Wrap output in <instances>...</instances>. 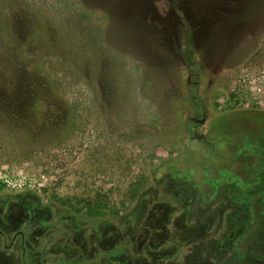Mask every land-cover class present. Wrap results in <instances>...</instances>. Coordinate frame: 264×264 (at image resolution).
Returning a JSON list of instances; mask_svg holds the SVG:
<instances>
[{"label": "rangeland", "instance_id": "obj_1", "mask_svg": "<svg viewBox=\"0 0 264 264\" xmlns=\"http://www.w3.org/2000/svg\"><path fill=\"white\" fill-rule=\"evenodd\" d=\"M252 111L264 0H0V264H264Z\"/></svg>", "mask_w": 264, "mask_h": 264}, {"label": "built area", "instance_id": "obj_2", "mask_svg": "<svg viewBox=\"0 0 264 264\" xmlns=\"http://www.w3.org/2000/svg\"><path fill=\"white\" fill-rule=\"evenodd\" d=\"M38 179L36 176H16L5 170L0 171V184L11 190H22L36 185Z\"/></svg>", "mask_w": 264, "mask_h": 264}, {"label": "trees", "instance_id": "obj_3", "mask_svg": "<svg viewBox=\"0 0 264 264\" xmlns=\"http://www.w3.org/2000/svg\"><path fill=\"white\" fill-rule=\"evenodd\" d=\"M253 113H255V114H259V115H262V116H264V111H252ZM117 227H119V226H117ZM120 228L121 229H124L125 228V225H123V224H121L120 225ZM125 247L121 244H116V246L115 247H113L112 249H109L108 251H107V253L108 254H110L111 256H115V255H119V254H123V251H125ZM128 251V250H127ZM128 253V252H127ZM180 253H179V250L177 251V252H175L174 254H171V255H167V256H164V257H162V258H159L158 260L159 261H162V260H174V259H180V258H182V256L181 255H179ZM182 259H184V258H182Z\"/></svg>", "mask_w": 264, "mask_h": 264}, {"label": "flooded vegetation", "instance_id": "obj_4", "mask_svg": "<svg viewBox=\"0 0 264 264\" xmlns=\"http://www.w3.org/2000/svg\"><path fill=\"white\" fill-rule=\"evenodd\" d=\"M20 233L22 234L21 243L24 244V243H25V237H24L25 233H24L23 231H20ZM15 238H16V237H13V240H15ZM23 249H24V250H23L22 253L24 254V251H26V250H25V248H23Z\"/></svg>", "mask_w": 264, "mask_h": 264}]
</instances>
